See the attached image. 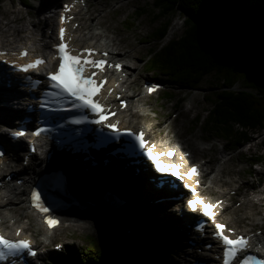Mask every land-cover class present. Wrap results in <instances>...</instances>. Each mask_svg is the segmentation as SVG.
Returning a JSON list of instances; mask_svg holds the SVG:
<instances>
[{
  "label": "rangeland",
  "instance_id": "rangeland-1",
  "mask_svg": "<svg viewBox=\"0 0 264 264\" xmlns=\"http://www.w3.org/2000/svg\"><path fill=\"white\" fill-rule=\"evenodd\" d=\"M21 1L22 0H0V32L4 31L9 34L13 28H20L19 26L21 24L16 20L20 19L23 15L25 16L28 11V8L24 7ZM25 1L27 3L29 2V0ZM63 1L64 0H60V3ZM153 1L154 0H88L86 4L87 13L81 16V23L83 26L78 34L82 37V33L83 35L87 33L85 24L91 22L92 18L90 13L93 10L92 16L96 19L95 21L102 24V26L95 25L92 32L100 31L101 33L102 30L105 31V36L102 37L103 39L100 38L98 42L104 44L106 36L114 38L115 44H111L109 48L111 50L112 48H118L114 49V52H119L120 50L125 54H120L122 57L119 59L125 63L134 64L136 66L128 82H130V90L133 91L135 95L133 97V103H136V105L133 104L134 111L137 112V114H144L145 117L135 114L134 117L129 118V120H133V123H136L137 126L141 124L152 126L150 136L155 141H168V145L170 146H175L176 143L182 144L185 150L193 152L194 162L203 160L206 163V161H208L207 168H212V170H216L220 167L219 160L225 154L220 148L223 143L226 145L227 149L232 150L230 152L232 158L221 166H226V170L230 171V173L225 172L223 174V179L233 181L232 183H226V185L229 186L230 189L235 188V186H240V194H244L243 192L246 191V194L254 201L258 199L264 200V159L262 163L255 164L252 168H249L247 165V161L251 162V159H255V157L259 155L264 158V129L253 134L250 142L234 147L233 144L227 140L226 142L221 140L219 145L214 144V142L210 140L212 136L203 132V126L199 124L196 125L195 117L197 115L205 117L207 115L206 111L211 107L206 97L209 96L212 98L216 91V88L211 87L209 79L202 82L196 90H184L178 87L173 88L168 84L167 89L161 86L153 95H145L143 82L145 80L150 81L162 78L161 76L146 74L144 70V61L147 54L151 48L158 45L156 42H150L151 33L160 25L159 21L153 22V14L155 12L152 8ZM30 2L38 4L40 0H30ZM52 5H54V2H52ZM142 12L145 13L137 17V14ZM14 17L17 19L9 23V27L5 25L8 20ZM183 18L184 14L180 10L172 14V21L168 30V32L171 31L172 34L166 37L161 45L169 39L182 34L184 29ZM25 19L29 20V17L24 18V20ZM132 24L133 26H131ZM89 40L92 39L89 38ZM93 41H95V39ZM231 89L237 91L239 90V86L236 85ZM164 93H167L171 98L164 97ZM205 144L206 146H204ZM238 174L243 177L236 179V175ZM72 183L73 182H70V186ZM99 184L100 182L96 185V189H89V192H86L87 187L82 186L80 190L83 192L80 194L83 197H91L95 193L99 194ZM148 187L150 188L151 186L148 185ZM209 190L207 189L206 191L212 193L215 197L220 196L215 193L212 188ZM102 191L108 192L110 196L117 198L115 194L109 191ZM18 198L19 199L14 198L16 199L14 200V207H16V209L13 208V205L11 209L14 211V214H20L19 218H21L22 221L31 218L26 233H30L35 238L42 251L45 249L48 251V254L45 256L46 260L44 264H77V261L82 258L86 249V238L88 236L96 238L99 242L100 248L104 254L102 260L103 264H136L137 255L135 245L140 241L138 235L140 232L148 233V231L151 232L152 230V228L148 229V227L146 228L148 231L145 229L141 230V228L135 229L136 225L142 224L143 220L147 219L149 215L150 217L153 215L152 211L149 210V206L144 205L136 208L137 213L133 216V219L130 220V223L127 225L124 224V226L121 222L119 226L117 225L114 227L109 222L101 221L100 218L106 216V212L103 210L99 213L96 212V215L89 218L94 226L84 221H68L67 224L53 231H45L40 220H33L32 217L36 211L30 207L27 208V202L23 201L24 194H20ZM118 204L119 201L115 200V208H117ZM259 204H262V207L252 205L247 208V203H243L238 210L242 220L236 221L233 225L238 228H243L249 220L258 219L255 217L256 214L264 215V201L259 202ZM132 207L133 206H130L128 210H131ZM3 210V212L8 211V209L5 210V208ZM117 210H114V212L117 213ZM147 212L149 214H147ZM243 212L253 213V215L249 214L248 217L245 218L246 216ZM138 219L142 222L134 223ZM76 223L80 225V227L76 225L73 226V224ZM101 223H103L102 226L105 229L100 226ZM122 228L125 229V233L127 231L131 232L132 229L133 235H123ZM256 228L257 227H254V229ZM170 231L172 236H176L172 229ZM148 234L150 237H154L152 233ZM143 241L146 242V238ZM181 242H183V240H181ZM59 243L64 247L62 252L54 249V246ZM171 250L164 247L160 253L163 257L167 256L168 264H178L175 257L171 256Z\"/></svg>",
  "mask_w": 264,
  "mask_h": 264
},
{
  "label": "trees",
  "instance_id": "trees-1",
  "mask_svg": "<svg viewBox=\"0 0 264 264\" xmlns=\"http://www.w3.org/2000/svg\"><path fill=\"white\" fill-rule=\"evenodd\" d=\"M152 8L153 22L160 25L150 42L158 45L147 54L145 73L183 89H197L209 79L216 91L206 97L211 107L205 117L196 116V125L234 147L250 142L264 129V0H154ZM179 10L184 14L182 34L161 45L172 14ZM236 85L239 90L231 89ZM164 97L171 98L167 93ZM138 237L136 264H162L163 258L156 256L164 242L157 238L145 242L142 232ZM86 239L77 264H103L97 239Z\"/></svg>",
  "mask_w": 264,
  "mask_h": 264
},
{
  "label": "bare ground",
  "instance_id": "bare-ground-1",
  "mask_svg": "<svg viewBox=\"0 0 264 264\" xmlns=\"http://www.w3.org/2000/svg\"><path fill=\"white\" fill-rule=\"evenodd\" d=\"M40 2L42 3V5H51V7H55L56 5L60 4V0H40ZM52 2H54V5H52ZM38 6L39 3L37 4ZM83 8H76L77 10V15L81 16L80 14H86L87 12H85ZM89 12V11H88ZM91 22L90 23H86L85 21V29L87 30V33L83 35L82 33V37L80 38V35L76 36V33H74V42L76 44V46L78 47H84V46H88V45H92L95 48H100L101 51H107L109 56H111L112 58H116L117 60L121 61L124 65L123 71L126 74H129V77L131 76L132 72L135 71L136 66L134 64H130V63H125L122 60H120L119 58H121L122 56L120 54H124L122 53L120 50L119 52H114V49H118V48H112V50L109 48L111 46V44H115V39L112 37H105L106 41L104 44H100V43H92L93 39H100L102 37L105 36V31L102 30V32L100 33V31H96V32H92V30L95 28V25H100L102 26V24L96 22L95 18L92 16L93 15V10L91 11ZM24 16H21L20 19L17 18H13L8 20L5 25H8L9 27V23H11L12 21L14 22L16 19V21H20L21 25L20 28L16 29L13 28L12 30V34H9V36H12L13 34H19V30L21 29L24 32H28L31 33L32 36H34V31H32V28L30 27V25L27 24V22L24 20ZM98 18V17H97ZM22 19V20H21ZM46 29H44V31L46 33H48L49 35H52V27L51 25H47L45 26ZM102 28V27H101ZM106 28V27H105ZM104 29V28H103ZM8 31V30H7ZM11 31V30H10ZM36 31V36L38 35V31L39 28L35 29ZM4 33L6 32H0V43H4L3 40H1V38H4ZM172 34V32H168L166 37H169ZM107 35V34H106ZM7 35H5L6 37ZM51 38V36L49 37ZM90 41H87V40ZM31 41L32 38H27V43L28 41ZM9 40V39H8ZM84 40V43L83 41ZM5 45H8L11 49H13V45L12 43H4ZM120 49V48H119ZM125 55V54H124ZM128 57V56H127ZM122 74H120L121 76ZM128 77L127 79L124 80H118L117 78L112 79L111 77L109 78V86H112L113 83L115 82H119V90L120 92H122L123 96L125 98H127L131 103L134 101L133 97L135 96L133 94V92L130 90V82H128ZM114 83V85H115ZM140 104V103H139ZM142 105V104H141ZM136 107V106H135ZM3 116V119L5 120V123H10L12 122L15 118L19 117V113L18 111L12 110L10 107H3L1 105V100H0V117ZM198 116V115H197ZM196 118V117H195ZM130 122H132L130 120ZM124 123L126 124V126H129L131 123H127V121L124 119ZM1 124V122H0ZM168 142V141H167ZM167 143H162V141H159V145H166ZM177 144V143H176ZM169 146V145H168ZM171 147V146H169ZM178 149H181V146H177ZM6 155H10L12 159L16 160L18 159L17 154L15 153V151L13 150L12 147H7L6 149ZM35 159V157H34ZM33 159V160H34ZM5 163V159L4 162ZM34 161L31 162V166L28 168H32ZM264 163V162H263ZM83 162L81 163L80 168H82L83 166L85 167H89L88 163L84 162V165H82ZM6 166H8V164H5ZM14 166H10L7 169L0 167V174L2 172V170H6L8 173L5 174V176L11 172H14L13 169ZM15 167H21L23 168L24 171H26V167H24L22 164H18ZM70 168H72V171H66V176H67V184L65 186V189H67L66 191L62 192L59 197H58V201H57V206L54 208V219L57 221L55 225V228H59L61 226H64V224H67L68 221H73V222H79V221H84L87 222L89 225L94 226L93 222L89 219L90 217L92 218V216L96 215V212H101L103 210H105L106 212V216L105 217H101L100 220L103 222H109L111 225L115 226H119L121 223L125 225H127L128 223H130V220L133 219V216H135V214L137 213L136 208L139 206H149V210L152 211L153 215L150 217V215L148 216L147 219L143 220V222L138 219L136 222L134 223H141L139 225L135 226L136 228H141L145 229L148 231V229L152 228L151 232L148 231V233H152L154 235V237H150V235L147 232H143L145 234V238L152 240L153 238H157L159 241L158 242H164V246H162V248H168V250H171V256L175 257V259L177 260L178 264H186L187 263V257L182 258L181 257V253H183V251H186V248L183 246L184 243H186L185 241L182 243L181 240L185 239V234L183 233V230L185 229V224L189 218L188 215H184L183 217H178V215L176 216V210L174 211L175 214L173 212H168L167 208H165V206L168 205L167 202H155L156 199H158V197H156L157 191L152 187V185L148 184L145 181H139V178L136 177H131L130 174L126 173V172H121L119 170L118 167H113L112 165H109V167H106L105 169V173H101V177L99 176H93L92 172H89L87 174H82V172H79L78 170L73 169V167L70 166ZM111 168V169H109ZM94 169V168H93ZM217 170V169H216ZM229 171V170H228ZM4 174V173H3ZM121 175L126 176L127 178L122 179ZM18 179V177H15L14 179L11 180L14 181V183L16 182V180ZM133 179L137 182H133ZM85 180V181H83ZM87 180V181H86ZM70 182H73L72 185L70 186ZM98 182H100L98 190L103 194L104 193V200L106 201H112V206L108 205L106 202H103L100 200V193L98 194H93V196L91 197H83L80 193H82L83 191L80 190V188L82 189V186L87 187V191L89 192V189H96V185L98 184ZM216 183L219 182H223V180L221 179V177L216 178ZM150 185L151 189L148 187V185ZM79 191H77V190ZM102 190H106L109 191L113 194H115L117 196V198H115L114 196H110L108 192H103ZM20 193H22V191H15L14 188H11L7 191V195L8 194H14V195H19ZM225 193V191L223 192ZM89 196V195H88ZM2 196L0 198V222L3 224L5 229H9L10 231H15L16 228H14V225H10L9 224V219L12 217H17L18 221L20 222L17 227H21L23 228V230L25 229L24 226H29L31 218L25 219L23 221H21V219L19 220V215L14 214V211L11 209V206L13 205V208L16 209V207H14V200L10 199L8 201L3 200ZM223 197V196H221ZM115 200L119 201V204L117 206V208H115ZM24 202L26 201L25 199L23 200ZM258 201H261V199H259ZM27 202V201H26ZM7 206H9L8 211L7 212H3V209L6 208ZM130 206H133L131 210H128V208ZM30 207L29 206V202L27 203V208ZM157 208V209H156ZM159 208V210H158ZM118 209V210H117ZM164 209V210H163ZM113 210V211H112ZM114 210H117V213L114 212ZM12 214V216H10ZM147 214H149L147 212ZM34 216L32 217L33 220H40L41 223H43L42 219V213L37 211L35 214H33ZM26 221V222H24ZM121 222V223H120ZM132 222V221H131ZM24 225V226H23ZM77 226L80 227V225L73 224V226ZM103 223L100 224L101 227ZM45 226V225H44ZM148 227V229H146ZM104 228V227H103ZM105 229V228H104ZM123 229V235H127V236H132L133 232L131 229V232H126L125 233V229ZM173 230L174 233L176 234V236H172V233L170 230ZM45 231H49L46 230ZM53 231V230H51ZM148 234V235H147ZM149 236V237H148ZM179 242H181V244H179ZM167 246H166V244ZM137 247V244L135 245V249ZM162 248L160 251H158L157 256L162 257L163 258V262L162 264H168V260H167V256L163 257V255L160 253L162 251ZM51 250V249H50ZM261 250L264 251V247L261 248ZM160 253V255H159ZM168 255V252H167ZM156 256V257H157Z\"/></svg>",
  "mask_w": 264,
  "mask_h": 264
},
{
  "label": "snow or ice",
  "instance_id": "snow-or-ice-1",
  "mask_svg": "<svg viewBox=\"0 0 264 264\" xmlns=\"http://www.w3.org/2000/svg\"><path fill=\"white\" fill-rule=\"evenodd\" d=\"M67 7V6H65ZM61 22L64 20V16L61 15L60 17ZM57 49V56L59 63L56 66L54 72H48V82L52 89H55L53 92L46 93V95L52 97H69L72 98V107L74 108H86L90 109L92 112L97 113L99 115V119L92 121L93 123L100 124L106 117L102 111V105L93 99L96 93L99 90V85H103L104 81H99V85L97 81L93 79L96 75L93 72L91 75H85L84 69L86 65H91L95 68H100L102 70L103 65L106 63L103 60H92L89 56H80V55H73L72 52L68 49L67 45L64 42V29H60V43L54 45ZM82 52L91 53L92 49H82ZM3 55V53H0ZM21 56L26 55L25 51H21ZM43 60L39 57L35 60L23 64L17 65L14 64L13 66L22 72H27L30 68H36L37 65L42 64ZM111 67V65H109ZM117 69L120 68V65L115 66ZM35 83H39L36 81ZM149 91H152L150 88ZM123 104V101L121 102ZM46 104L42 102L40 107H45ZM73 123H81V120H74ZM107 127L111 128L112 130L119 131L115 124L107 125ZM44 129L37 128L33 135L39 134ZM129 135H134L135 140L139 142L140 148H145L147 142L143 139V133H132L131 130H125ZM11 135L13 137H19L24 135L23 131H16L12 132ZM154 147V146H151ZM151 147L148 148L147 155L150 159H152L155 164L156 168L160 172H171L173 176H177L178 178H182V175H189L191 176L192 173L196 171L195 166L184 174L178 172L179 165H164L162 162H159L158 157L164 155V153H153ZM172 151L169 150L167 152L168 156H172ZM185 187H189V185H185ZM39 196L38 193L33 190L32 191V202L33 206L37 207L40 211L47 212V209L43 208L42 205L38 203ZM188 206L194 210L196 209L197 204L201 205V209L206 216H213L214 213L209 211L210 208H213L214 205H210L208 203L203 202L198 197L196 199H190L188 202ZM45 222L49 225V227L53 226L57 223V221L50 217H45ZM224 225L216 224L217 232L215 235L218 236L220 242L223 244V259L224 264H229L230 259L237 256L238 252L248 247V239L245 236L237 235L235 238H231L229 235L224 234ZM231 232V229L227 230ZM59 247V246H57ZM27 250V255L34 256L36 253L32 250L30 243L26 239L20 240H8L5 239L3 236H0V260H5L9 256H15L22 251ZM246 260H251V257H246ZM264 264V262H261Z\"/></svg>",
  "mask_w": 264,
  "mask_h": 264
}]
</instances>
